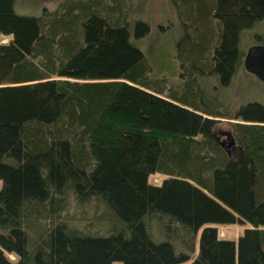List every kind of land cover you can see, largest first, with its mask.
<instances>
[{
    "label": "trees",
    "instance_id": "1",
    "mask_svg": "<svg viewBox=\"0 0 264 264\" xmlns=\"http://www.w3.org/2000/svg\"><path fill=\"white\" fill-rule=\"evenodd\" d=\"M15 1L0 0V264H264V104L221 96L264 45V0L174 2L179 87L151 76L136 43L150 27L126 20L125 0L43 16ZM72 200L102 208L103 223L82 229ZM245 223L238 240L220 237Z\"/></svg>",
    "mask_w": 264,
    "mask_h": 264
},
{
    "label": "rangeland",
    "instance_id": "2",
    "mask_svg": "<svg viewBox=\"0 0 264 264\" xmlns=\"http://www.w3.org/2000/svg\"><path fill=\"white\" fill-rule=\"evenodd\" d=\"M64 1L67 0H16L15 12L20 16H39L42 11H52ZM88 1L89 0H83V3H87ZM72 2H75V0ZM174 2H176V0H125V4H128V17H126V20L129 23L131 21L134 26L137 21H142L150 27V32L136 43L143 51L145 57L148 58L147 61L152 70L151 76L163 77L165 81L163 84L167 87L172 85L173 87H179L186 81L184 74L182 75L184 71L181 68L183 61L181 57L178 56V53L176 55L177 50L175 43L177 37L180 38L183 32L180 20H182L184 16L181 12L180 5L175 6ZM178 11H180L181 15H179ZM262 35L264 38V31ZM243 36L241 42L242 48L247 51L248 48L254 44V39H252L250 34H244ZM8 39L9 38L3 39L1 43L7 42ZM203 85L206 88L214 84L210 78L208 81H204ZM220 89L223 88L220 87ZM210 93L212 94V92ZM221 96L225 101L233 102L232 104L234 105L245 104L250 100L264 104V85L255 76L247 74L244 69H241L236 73V77L231 86L222 90ZM229 104L231 105V103ZM230 121V119H223L219 124L220 133L218 132L220 141L225 142L227 149H229L228 144L230 142V136L226 133L230 128ZM163 178V176L156 177L155 182H159ZM101 212L102 208L99 207L96 210L94 208V203L89 204L87 207L86 205L80 206L73 200L68 210V214L74 219L73 221L80 224L82 229L88 225V222L97 226L102 224L103 222L100 219V215H102ZM152 223L151 233L154 238H166L158 222L154 220ZM247 227H249V224L246 223L244 225H222L220 226V236L223 239L227 238L236 241ZM172 235L175 238L177 247L186 250V244L183 242V239L181 240V234Z\"/></svg>",
    "mask_w": 264,
    "mask_h": 264
},
{
    "label": "water",
    "instance_id": "3",
    "mask_svg": "<svg viewBox=\"0 0 264 264\" xmlns=\"http://www.w3.org/2000/svg\"><path fill=\"white\" fill-rule=\"evenodd\" d=\"M244 66L247 72L256 76L264 83V45L252 46L249 48L244 60ZM234 144L235 141L230 138L228 147L234 146ZM222 145L224 144L222 143Z\"/></svg>",
    "mask_w": 264,
    "mask_h": 264
},
{
    "label": "flooded vegetation",
    "instance_id": "4",
    "mask_svg": "<svg viewBox=\"0 0 264 264\" xmlns=\"http://www.w3.org/2000/svg\"><path fill=\"white\" fill-rule=\"evenodd\" d=\"M247 54V53H246ZM245 57H246V55H245ZM244 60H245V58H244ZM226 146V145H225Z\"/></svg>",
    "mask_w": 264,
    "mask_h": 264
}]
</instances>
